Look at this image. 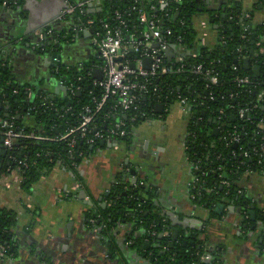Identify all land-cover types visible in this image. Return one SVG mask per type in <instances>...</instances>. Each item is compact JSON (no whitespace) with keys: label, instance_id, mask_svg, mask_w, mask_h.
Wrapping results in <instances>:
<instances>
[{"label":"trees","instance_id":"1","mask_svg":"<svg viewBox=\"0 0 264 264\" xmlns=\"http://www.w3.org/2000/svg\"><path fill=\"white\" fill-rule=\"evenodd\" d=\"M14 2L17 4L13 5ZM0 3L17 7L20 0H0ZM150 5L156 6L151 14L163 19L174 31L172 43L183 41L186 50H192L197 43L193 17L201 10L210 14L218 31V44L213 50L202 48L196 57L186 53L183 72L151 78L150 93L140 98L131 111L123 113L116 107L117 100L110 99L96 112L94 127L107 132L120 126L126 136L118 139L128 142L135 127L156 117L158 105L168 109L181 99H187L191 109L187 155L194 167L199 166L198 170L193 168V177L199 179L190 187L193 202L210 209L220 203L239 208L246 228L253 227L259 220L264 222L263 213L256 212L252 219L254 204L237 185L248 173L264 172V103L257 102L260 92L264 91V23L255 24L252 12H249L251 17L246 18L248 12L237 0H184L181 5L172 4L165 9L157 5V0L137 3L135 0H101L100 6L87 10L85 16L67 20L80 18L84 23L92 20L95 35L104 32V23L117 25L115 13L119 11L129 21V29L125 31L129 34L143 29L138 26L136 10L132 8L146 10ZM58 36L45 35L41 43L46 47L45 53L60 52L62 42ZM55 40L59 43L55 44ZM170 56L168 51L166 64L176 66ZM245 56L250 58L249 68L244 65ZM129 57L134 59L135 55L129 53ZM94 64L101 63L95 60ZM198 65L203 66V73L195 72ZM256 68H259L258 74L254 73ZM56 69L54 78L66 86L80 87V90L74 94L65 91L58 96L41 90L31 103L26 87L13 80L7 63L0 60V124L11 121L21 134L8 149L1 142L0 126L1 170L9 174L19 168L21 185L28 189L57 164L76 172L92 148L81 139L71 147L61 138L68 129L79 125L86 107L95 110L100 101L102 90L93 86V64ZM207 71L209 76L205 75ZM245 75L251 77L252 84L239 86L236 79ZM241 108L249 110L244 118L238 114ZM25 114L31 115L33 126L24 125L22 116ZM215 129H218L217 135L213 134ZM235 134L240 138L237 144L232 140ZM98 145L99 142L93 147ZM153 196L154 192L140 183L128 190L117 185L107 199V206L100 205L97 213L90 214L89 218L94 220L91 225L98 226L101 233L107 235L119 222L134 224L135 230L127 235V243L132 241L130 246L141 251L151 264H214L213 260L202 259L206 255L202 242L195 235L187 237L170 214L157 208ZM13 223L11 215L0 211V249L5 248L7 257L14 255ZM136 230L143 233L138 238L134 237ZM177 230L179 233L175 237ZM165 232L170 235L166 237ZM145 246L149 248L144 250Z\"/></svg>","mask_w":264,"mask_h":264},{"label":"crops","instance_id":"2","mask_svg":"<svg viewBox=\"0 0 264 264\" xmlns=\"http://www.w3.org/2000/svg\"><path fill=\"white\" fill-rule=\"evenodd\" d=\"M237 1L254 13L255 24L264 23L263 1ZM64 4L63 0H20L17 7L0 3V60L7 63L13 80L26 87L31 103L41 90L51 96L64 93L54 78L55 58L48 59L54 53L41 52L37 32L59 35L61 50L55 54L62 56L67 69L91 63L101 70L94 64L100 60L90 34L74 31L81 23L60 21ZM193 24L197 43L189 53L197 56L202 48L215 49L218 31L210 14L198 12ZM22 118L25 126H33L30 114ZM190 121V107L180 102L168 109L163 105L156 117L134 128L128 142L109 139L101 147L100 141L76 172L57 164L30 189L16 181L14 172L3 173L0 162V211L14 218V255L0 259V264H151L127 243L134 224L119 222L103 235L89 218L100 205L107 206L113 187L128 190L139 181L154 192L157 208L173 215L187 237L195 235L202 242L214 264H264L262 220L246 228L239 208L223 204L224 210L216 212V207L193 202V164L186 147ZM237 185L252 200L255 216L264 214V172L248 173ZM142 234L136 230L134 237Z\"/></svg>","mask_w":264,"mask_h":264},{"label":"built area","instance_id":"3","mask_svg":"<svg viewBox=\"0 0 264 264\" xmlns=\"http://www.w3.org/2000/svg\"><path fill=\"white\" fill-rule=\"evenodd\" d=\"M65 3L64 10L61 13L60 21L67 20L68 18H73L79 16L80 18L85 16L87 10L99 7L101 0H63ZM140 0H135L137 3ZM184 0H157V5L162 8H167L172 4L181 5ZM14 2L13 5H16ZM4 6H8L4 3ZM155 5H150L148 9L137 8L134 6L132 10H136L137 14V24L143 27L141 30H134L129 34L125 31L129 29V21L126 19L125 15L119 11L115 13V18L118 22L117 25L113 26L110 23H104V32L97 33L94 35L92 31V25L94 22L92 20L86 23L81 22L80 18L77 20L81 23L75 32L89 33L91 38V43L93 50L96 52L98 60H100L99 68L101 69V78L95 77V67L93 66L94 79L93 86L100 88L102 90L100 101L98 102L96 109L93 110L91 107H86L84 109L83 115L81 117L80 123L74 128L67 130L65 135L61 139L67 140L69 146L74 147L78 140L81 139L85 141L87 145L93 147L95 143L100 141H106L109 139H118L119 137H125L126 132L120 129V126L116 128L109 129L107 132L104 130H99L94 127L95 114L98 112L102 106H104L110 99L117 100V106L121 109L123 113L131 111L139 99L146 97L150 93L149 91V80L151 78L159 77L167 74H178L184 71L183 57L189 50H186V46L183 45V41L180 43H172V37L174 31L171 27L167 26L163 19L159 18L155 14H151L155 10ZM248 12V11H247ZM246 18H250L251 15L245 14ZM168 15L166 14V17ZM51 33V32H49ZM37 32V36L40 37V43L38 45L41 52H46V47L41 45L44 42L45 35ZM181 40V37L178 38ZM55 44L59 43L55 40ZM171 51V60L176 66L170 67L166 64V54ZM188 51V52H187ZM129 53L135 55L134 59L129 57ZM58 54V53H56ZM187 54V55H188ZM191 55V54H190ZM196 57V56H194ZM245 56L244 59H248ZM146 59L151 60L150 69H144L143 62ZM250 59V58H249ZM57 63V58L54 59ZM171 62H169L170 64ZM135 65V69L131 66ZM235 71L237 67L233 68ZM255 70V69H254ZM57 72V69H55ZM91 72V73H93ZM197 73H203V66L198 65L195 69ZM88 73L89 76L92 74ZM206 76L210 75V72L205 73ZM81 80V79H79ZM239 86L252 84L251 77L248 75L240 76L237 79ZM60 86L67 92L74 94L80 90V87L66 86L64 82L59 81ZM213 83L216 79L213 78ZM156 92V89L153 90ZM213 99V97H211ZM181 104L190 107L187 99H181L179 101ZM257 102L264 103V91H261ZM157 113V112H156ZM249 110L247 108H241L239 110L240 118H244L248 115ZM3 134V146L11 149L14 145V141L21 136V134L16 130L14 124L11 121H4L0 124ZM264 129V126H262ZM233 142L237 144L240 141L238 135L232 138ZM264 151V146L262 147ZM248 156V153H245ZM193 168L195 170L199 169V166ZM15 179L17 182H21L22 178L19 172V168L14 171ZM198 178H193L191 185L198 183ZM223 184H228L227 181H223ZM194 200V196H192ZM94 223V220L91 221ZM164 235L168 237L169 232H165ZM6 255L5 248L0 249V259L9 258ZM205 261L212 260L211 257L206 254L202 257Z\"/></svg>","mask_w":264,"mask_h":264},{"label":"water","instance_id":"4","mask_svg":"<svg viewBox=\"0 0 264 264\" xmlns=\"http://www.w3.org/2000/svg\"><path fill=\"white\" fill-rule=\"evenodd\" d=\"M64 2V1H63ZM64 7H65V4H64ZM200 12H202V10L200 11ZM45 34H47V32L45 33ZM86 37H89V34H86ZM54 58H57L58 59V61H57V63L56 64H54V67H61V66H64V63H63V58H62V56L61 55H56V54H48V59L49 60H53ZM249 63H250V59L248 58V59H246L245 61H244V65H245V67L246 68H249ZM150 65H151V60L150 59H146V60H144V62H143V66H144V69H150ZM133 69H135V65L133 64L132 66H131ZM254 73L255 74H258L259 73V68H256L255 70H254ZM95 77L96 78H101V71L100 70H96V72H95ZM64 90V92L66 91L65 89H63ZM162 109H163V105H158L157 106V108H156V112L157 113H161V111H162ZM213 134L214 135H217L218 134V129H215L214 130V132H213ZM3 139L1 140V142L3 143ZM118 141V140H117ZM105 141H102L101 143H100V145H101V147H104L105 146ZM2 146V145H1ZM0 146V147H1ZM93 148V147H92ZM133 176H136V174H137V172H136V170H132L131 172H130ZM138 183H140V181L138 182ZM137 184V183H136ZM253 209H254V207H253ZM223 211L224 210V205L223 204H218L217 206H216V212H219V211ZM173 215H171V217H172ZM254 216H255V214H254V211L252 212V219H254ZM178 230L177 231H175V237H177L178 236ZM184 244L185 245H187V241H185L184 242ZM146 247H148V246H146Z\"/></svg>","mask_w":264,"mask_h":264},{"label":"rangeland","instance_id":"5","mask_svg":"<svg viewBox=\"0 0 264 264\" xmlns=\"http://www.w3.org/2000/svg\"><path fill=\"white\" fill-rule=\"evenodd\" d=\"M201 16L205 18V16H204V15H201ZM128 243H129V244H131V243H132V241H129Z\"/></svg>","mask_w":264,"mask_h":264}]
</instances>
